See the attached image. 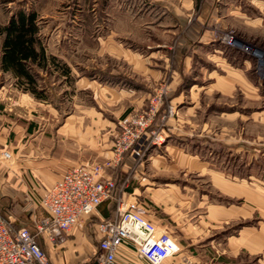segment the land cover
I'll return each mask as SVG.
<instances>
[{"label":"rangeland","instance_id":"obj_1","mask_svg":"<svg viewBox=\"0 0 264 264\" xmlns=\"http://www.w3.org/2000/svg\"><path fill=\"white\" fill-rule=\"evenodd\" d=\"M218 2L221 8L217 1L214 3L218 21L207 19L202 24L197 21L200 0H194L191 8L188 0H0V23L17 10L35 11L46 53L69 68L67 77L53 67L38 70V85L46 94L45 100L34 99L18 89L9 74L0 73L5 113L13 112L8 109H13L20 97L27 112L29 108L30 125L34 130L48 129V136L55 138V149L72 151L77 144L82 150L85 145V156L103 164L106 150L111 151L119 134L120 120L147 111L154 104L148 128L162 136L161 142L149 143L139 155L127 152L124 159L133 160V164L118 184L123 183L124 189L129 186L132 174L139 171L136 165L146 163L152 154L161 153L157 158L170 165L176 160L170 150L176 149L165 146L174 142L184 146L181 152L197 154L208 168L204 173L178 168L173 172L177 178H187L201 192L239 206L240 212L229 220L231 228L238 223L263 225L264 0ZM160 4L174 6L181 22ZM201 32L211 33L214 44H198ZM212 49L222 50L218 55L229 64L215 61L219 79L234 67L241 69L243 60L248 62L250 69L245 74L254 83L259 100H252L239 87L229 95L211 84L200 88L210 81L202 74L204 65L214 64L205 57ZM230 77L238 82L237 76ZM190 79L196 82L193 89L186 83ZM222 108L230 113L220 112ZM166 134L171 137L166 138ZM191 134L197 136L194 141ZM204 134L207 142L200 139ZM220 142L235 147L245 144L251 152L236 154L229 149L226 154L213 149ZM153 146L157 150L151 151ZM2 152L0 158L9 162L11 157L6 159ZM213 173H228L231 179L243 177V191L233 196L221 193L211 187ZM240 257L252 264L248 255Z\"/></svg>","mask_w":264,"mask_h":264},{"label":"crops","instance_id":"obj_2","mask_svg":"<svg viewBox=\"0 0 264 264\" xmlns=\"http://www.w3.org/2000/svg\"><path fill=\"white\" fill-rule=\"evenodd\" d=\"M215 1L219 3L218 0H200V3L196 4L199 10L198 22L203 24L207 19L218 21L219 17L215 16L218 12V6L214 5ZM193 3L194 0H188V8H191ZM162 7L169 9L174 19L181 22V17L175 13L174 6L163 5ZM219 8H221V2ZM178 12L180 13V10ZM197 43L205 46L209 43L212 45L214 36L211 33L205 35V32H201L197 36ZM219 53L222 54V50L212 49L206 53V59L214 64L204 65L202 77L210 81L201 84L200 88L206 89V85L211 84L213 89L226 91V95H229L230 90L239 87L249 94L252 100H259L254 83L245 75L250 69L247 61L243 60L241 69L228 67L231 69L229 70L231 72L228 71L230 74L226 72L221 79L216 77L218 74L215 66L218 64L215 61L221 59L222 62L227 63L224 57L218 55ZM186 63L185 61L183 63L185 70L189 67L185 66ZM194 67L193 65L192 69ZM0 73L5 72L0 70ZM230 75L237 76L236 80L239 83L232 80ZM188 82L186 83L189 84L190 89L196 86V82L192 79ZM23 95L25 94H22V97ZM31 97L28 96L29 100L32 99ZM23 103L18 97L13 109H8L13 112L5 113L4 102L0 97V152L5 150L11 152L9 162L0 158V214L10 219L15 228L27 227L33 230L34 220L46 213L40 205L42 194L51 188L68 167L94 161H90L85 156L84 152L87 148L85 145L82 150L76 148L77 144L71 148L72 151L69 148L55 149V138L48 136V129H33L29 122V108L28 113L27 106ZM220 112L230 113L223 108ZM24 116L27 117L24 118ZM82 127L84 129V125ZM192 134L190 139L194 141L197 136ZM167 137L171 135L166 134ZM206 137V134L202 135L201 141L207 142ZM177 138H173L174 141L179 140L180 137ZM230 146L220 142L219 147L215 146L213 149L226 154L229 149L231 153L236 154L251 152L248 145L245 148V144H239L237 147ZM88 147L93 148V145L89 144ZM165 147L176 149L170 150L176 156V160L170 162V165H165L157 158L161 153L150 155L146 163L142 161L136 165L139 171L132 174L129 186L121 193L124 200L136 199L140 202L144 208V216L159 228L167 230L178 245V252L167 258L165 264H246L240 257L241 254L248 255L252 264H262L264 262V224L238 223L231 228L228 224L229 220L240 212L239 206L226 203L219 197L214 198L209 192H201L200 187L194 182L184 177L177 178L173 173L178 168L186 170L187 173L192 170L204 173L208 169L207 165L199 161L197 154L181 152L184 150L182 145L173 142ZM155 150L157 147L153 146L151 151ZM106 153L108 154L105 157L109 158L111 151L106 150ZM126 156L127 153L124 154L119 165L103 169L104 173L113 177L117 184L133 164V160L124 159ZM217 173L211 174L213 177L211 187L231 196L243 191V177L231 179L228 173L226 175ZM114 208L113 201L102 202L84 217L83 222L66 234L65 240L59 246L55 247L41 241L52 263L81 264L90 261L96 253L100 239L98 223L103 219L111 218ZM114 264L148 263L144 259H138L131 247L122 245L117 252Z\"/></svg>","mask_w":264,"mask_h":264},{"label":"built area","instance_id":"obj_3","mask_svg":"<svg viewBox=\"0 0 264 264\" xmlns=\"http://www.w3.org/2000/svg\"><path fill=\"white\" fill-rule=\"evenodd\" d=\"M128 114L120 120V131L103 164L88 162L68 167L49 190L42 194L40 205L45 215L33 222V230L15 228L10 219L0 214V264H53L41 241L59 246L84 217L102 202L115 204L111 218L98 223L100 239L90 261L81 264H114L119 248L129 246L138 259L148 264H165L179 248L169 232L144 216V208L136 199L124 200V184L104 173L106 167L117 166L124 154L144 153L149 143L161 142L162 136L149 130L155 110ZM2 156L10 159L8 151Z\"/></svg>","mask_w":264,"mask_h":264},{"label":"trees","instance_id":"obj_4","mask_svg":"<svg viewBox=\"0 0 264 264\" xmlns=\"http://www.w3.org/2000/svg\"><path fill=\"white\" fill-rule=\"evenodd\" d=\"M49 67L59 69L66 77L69 75L66 64L46 53L35 11L17 10L5 23H0V70L13 78L18 89L45 100L37 73Z\"/></svg>","mask_w":264,"mask_h":264},{"label":"bare ground","instance_id":"obj_5","mask_svg":"<svg viewBox=\"0 0 264 264\" xmlns=\"http://www.w3.org/2000/svg\"><path fill=\"white\" fill-rule=\"evenodd\" d=\"M222 41H224V40H222ZM225 42V41H224ZM235 47V46H234ZM235 48H237V49H240V48H238V47H235ZM240 50H242V51H245L246 49L244 48H241ZM246 75V74H245Z\"/></svg>","mask_w":264,"mask_h":264}]
</instances>
